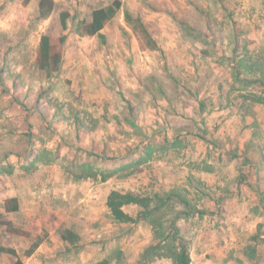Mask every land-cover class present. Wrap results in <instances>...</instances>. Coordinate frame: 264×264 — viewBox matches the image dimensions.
<instances>
[{"label":"rangeland","instance_id":"1","mask_svg":"<svg viewBox=\"0 0 264 264\" xmlns=\"http://www.w3.org/2000/svg\"><path fill=\"white\" fill-rule=\"evenodd\" d=\"M112 1L57 0L53 13L38 19L39 0H0V145L23 158L26 172L35 169L37 156L58 160L73 218L85 213L79 207L87 198L103 203L113 190L155 193L190 183L186 193L206 210L205 224L213 228L219 224L212 198L224 194L213 187L219 183L214 172L225 186L258 182V192L240 191L239 200L246 194L251 203L235 211L263 218L261 224L242 226L260 232V239L244 240L254 249L247 253L256 254L257 244L264 252V104L254 96L264 95L259 65L264 62V0H121L123 7L102 30L104 38L81 36L70 24L63 58L72 63L52 77L38 69L40 37L62 32V11L89 18L93 8ZM17 95L26 107L16 102ZM223 153L220 163L229 164L228 170L201 160ZM234 153L240 157L234 159ZM86 165L114 173L105 180L99 173L104 183L98 182V190L70 184L64 167ZM191 175L197 178L194 187ZM49 209L26 222L35 234L44 236L56 220V209ZM125 209L136 216V206ZM194 217L183 220L185 240L194 230ZM105 221L112 224L108 217ZM118 228L122 237L108 245L114 252L128 247L131 259L155 238L148 221ZM16 241L0 231V246Z\"/></svg>","mask_w":264,"mask_h":264},{"label":"crops","instance_id":"2","mask_svg":"<svg viewBox=\"0 0 264 264\" xmlns=\"http://www.w3.org/2000/svg\"><path fill=\"white\" fill-rule=\"evenodd\" d=\"M63 60L61 69H64L69 63H72L68 58H63ZM115 118L117 120L118 117ZM76 122H79V119H76ZM79 125H81L80 122ZM9 150L4 143L0 145V163L6 165L8 162H11L14 166L10 171L5 168H0V219L1 217L9 219L14 225L29 229L26 222H33V220L38 219L45 213V211L42 212V209H56V220L54 221L53 219L48 232L46 231L44 236L39 235L43 238V241L36 251L29 256L25 255L24 252L29 248L31 241L26 237L8 233L6 227L0 224V231L3 234H7L11 240H17L14 246L10 244L6 246L16 249L18 257H14L15 261L17 258H20L23 264H98V262L105 258H109L112 259V264H142L140 263L141 253L143 248L150 242L143 243L141 248L139 246L137 254L132 259L129 257L131 252L128 247L119 246L120 249L114 252V248L112 250V247L108 245L109 242L113 240L118 241L122 237L123 232L121 228H118V225L124 224L115 222L111 218L107 205L108 196L104 198L103 203L96 198H87L86 202L81 203L79 207V210H83L85 213L80 214L78 218H73V216H70L69 210H67L72 202V198L69 192L65 190L67 183L62 180L61 169L63 168L58 165V160L53 161L49 159L44 161L41 158L39 160V156H37L35 157L37 158L36 161H34L35 158L32 160V162L34 161L32 164L36 166L35 169L26 172L28 168L22 165L23 158L20 155L14 153L6 157V152ZM243 153L246 154L247 152ZM238 157H240L239 154ZM222 158H225L224 153L217 154V156L207 155L205 158H201V160L207 161L208 163H210L209 160L211 162L213 160L218 165L227 166L226 170H228L229 164L220 163ZM235 158L237 159V157ZM20 165L22 166L20 167ZM64 169L66 173L68 172L67 175L69 176L70 184L74 182L78 185H82L83 183L86 185L91 184L92 189L98 190L101 189V183H104L99 180V177L95 179L92 177L75 179L70 175L68 168L64 167ZM208 170H211L210 167ZM189 173L195 174L196 172H187V174ZM214 176L219 183L213 187L224 191V194L218 195L217 197L212 195L215 210L213 212L209 210V212H212L213 218L219 225L213 226V228H211V225L210 227L207 226L205 224V221L207 222L209 217L207 214L202 216L195 215L196 217L193 216L194 218L190 219L195 220V226L193 225L194 230L187 237L189 239L191 264H264V252H261L260 244L255 245L257 248L256 254H248V251L253 252L254 250H249L245 246L247 243L244 245V240H255L253 236L259 235L260 239V232H255V228L250 229L248 226H242V223H254L252 225H258L263 221V218H254L250 216L251 214L244 216L239 211L237 213L235 211V208L244 205L249 206L251 203L245 200L247 197L246 194L243 199L239 200L240 191L246 193L251 190H256L258 192L260 189L258 182L225 186L222 178H219L216 172H214ZM41 178L45 181L39 182ZM92 179L96 180L94 183L98 185L93 184ZM52 188L53 191L51 190ZM224 195H227V197ZM11 197H17L19 199L20 209L16 212L7 213L4 209V204L5 200ZM96 205L101 206L99 212L95 209ZM228 206L232 208L230 212H226L224 209L228 208ZM26 207H30V210L26 209ZM106 217L110 219L112 223L110 224L111 227L107 226L105 221ZM183 220L180 221V227L183 225ZM201 220H204V222ZM64 228H70L75 231L79 237L78 241L75 243L65 241L61 237V229ZM247 229H250V231ZM33 234L34 237L38 236L34 232ZM25 239L29 242L22 244ZM19 243H21V246H18ZM114 247H117V244ZM6 256L7 258H5ZM11 257L13 256L9 253L0 252V259H4L1 264H8ZM148 264H173V261L170 258L161 256L154 257Z\"/></svg>","mask_w":264,"mask_h":264},{"label":"trees","instance_id":"3","mask_svg":"<svg viewBox=\"0 0 264 264\" xmlns=\"http://www.w3.org/2000/svg\"><path fill=\"white\" fill-rule=\"evenodd\" d=\"M122 6L123 3L121 0H113L110 4H104L93 8L89 18H78L77 14L71 15L68 10L62 11L59 19L62 32L58 36L53 33L45 32L40 37L35 58V64L38 69L43 71L47 77H52L61 70L64 62L65 41L68 36L64 31L69 28L70 24L74 26L76 33L81 36L98 35L104 38L102 30L106 24L115 17ZM55 8V0H39L37 18H48ZM126 17L132 20V15L128 11L126 12ZM259 62L261 68H264V62ZM1 70L5 71L3 68H1ZM2 79L4 80V78H1V80ZM260 79L263 80L264 78ZM258 81L260 80L258 79ZM1 84H4V82H1ZM5 90H8L6 86ZM254 96L255 101L264 104L263 94H259L258 96L254 94ZM14 98L21 106H27V103L18 95L14 96ZM30 140V144H34L32 135L30 136ZM14 153L15 152L9 150L6 152V157ZM233 157H238V154L234 153ZM36 160L37 158H35V161ZM0 168H5L10 171L14 166L11 162H8L6 165L0 163ZM68 169L75 179L87 177L95 179L98 177L99 173H101L102 178L105 180L114 173L109 170L106 172H96L92 170V166L88 167V165L85 167L82 166V168L78 166V169L70 167H68ZM193 178L196 177L193 175L189 176L191 185L194 187L196 183L193 182ZM189 186L183 189H170L155 193L122 192L120 190H113L108 195L107 205L110 210V216L115 222L148 221L153 226L155 238L143 248L140 263L148 264L154 257L163 256L170 258L173 264H191L188 240H185L182 236L180 221L195 215H204L207 213L206 210L198 206L195 200L189 198L186 193ZM128 205L137 207L138 210L135 217L126 211L125 207ZM4 209L7 213L18 211L20 209L19 199L17 197L7 198L5 200ZM0 224L6 227L8 233L26 237L31 241L29 248L24 252L27 256L34 253L43 241V238L39 235L34 237L31 230L14 225L9 219L1 217ZM61 237L70 243H75L79 239L77 233L70 228L61 229ZM253 238L258 240L259 235L253 236ZM0 252H6L13 257H18L17 251L13 247L0 246ZM13 264H23V261L17 258ZM98 264H112V259L105 258L98 262Z\"/></svg>","mask_w":264,"mask_h":264}]
</instances>
